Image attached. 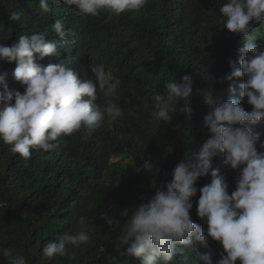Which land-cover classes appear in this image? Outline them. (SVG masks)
Returning <instances> with one entry per match:
<instances>
[{
	"label": "trees",
	"instance_id": "obj_1",
	"mask_svg": "<svg viewBox=\"0 0 264 264\" xmlns=\"http://www.w3.org/2000/svg\"><path fill=\"white\" fill-rule=\"evenodd\" d=\"M226 2L148 0L141 11L109 20L107 13L81 16L63 5L43 13L39 0H0V46L11 47L21 34H44L60 55L40 60L35 53L36 63L65 64L84 79L91 78L93 64H104L106 71L111 70L121 81L114 102L123 110L121 118L111 123L105 119L91 135L82 129L62 136L60 147L52 152L30 149L28 159L11 153L10 146L0 141V250L14 249L13 255L24 256L27 264H142L141 259L126 253V246L117 250L116 237L127 220L121 212L151 199L171 181L172 171L190 149H199L208 139L203 125L208 108L202 93L223 94L222 101L229 98L228 83L219 81L230 73L229 59L239 67L243 41L220 25L219 8ZM13 13H20L21 20H12ZM56 19H62L71 34L56 37L51 29ZM257 44L264 45V25L258 26ZM15 67V62L0 59V74L7 73L9 89L23 94L24 87L12 75ZM184 75L193 80L191 120L179 112V106L170 123L156 120L151 97L163 94L170 80L181 83ZM243 82V78L235 81L237 92ZM104 99L101 93L96 103ZM242 103L245 111L251 112L246 98ZM250 127L260 134L257 149L264 151L259 148L264 142V121ZM114 158L120 159L114 162ZM145 162L153 165L150 171L143 170ZM213 167L226 177L231 194L239 172L224 164L222 154L214 158ZM210 180L209 174L197 181L190 212L192 221L205 230L207 224L196 209L199 189ZM105 215L120 227L110 228L101 218ZM80 216L90 222L88 244L51 260L33 255L34 249L40 252L58 234L76 232ZM196 247L201 255H210L213 264L221 259L219 242L209 238L207 247ZM73 252L74 257L69 258ZM185 255L196 258L187 250ZM0 264H11V260L0 254ZM176 264H182L180 256Z\"/></svg>",
	"mask_w": 264,
	"mask_h": 264
},
{
	"label": "clouds",
	"instance_id": "obj_2",
	"mask_svg": "<svg viewBox=\"0 0 264 264\" xmlns=\"http://www.w3.org/2000/svg\"><path fill=\"white\" fill-rule=\"evenodd\" d=\"M148 0H39L38 8L51 13L53 6L74 8L81 16L98 17L102 13L120 16L126 12H139ZM221 22L230 33L240 36L243 47L239 67L229 59L230 73L219 82L228 83L230 94L226 101L222 95L213 96L210 91L202 93L208 112L203 125L209 137L197 150L190 152L171 173L172 179L154 196L142 200L134 209H124L121 216L126 223L116 237L117 250L142 260V264H213L208 254L201 255L196 245L207 247L209 238L219 242L223 251L217 264H264V151L257 149L261 137L250 126L264 121V45L257 44L258 26L264 25V0H227L219 8ZM11 19L21 20L20 13ZM219 25V26H220ZM62 19H56L51 29L56 37L65 38ZM39 59L58 57L59 51L44 34L18 35V43L0 46V59L15 62L14 80L24 87V92L10 90L6 83L7 73L0 74V141L9 145V151L28 159L30 149L52 152L60 147L59 138L71 136L82 129L86 135L95 133L105 119L117 121L123 110L114 102L121 81L104 64L91 66V78L65 64L42 66ZM243 78L238 85L236 80ZM182 82L170 80L164 85L163 94L151 97L153 117L166 124L173 115L183 112L190 121L193 80L184 75ZM104 102L96 103L99 94ZM112 97V99H108ZM252 106L245 111L243 101ZM183 101V106L180 101ZM14 101V103H13ZM147 106V105H146ZM264 149V142L259 143ZM223 155L224 164L238 171L235 190L229 194L226 177L213 160ZM130 165L134 166V163ZM153 165L145 162L143 170L150 171ZM137 171H140L138 169ZM211 176L210 183L199 189L197 216L207 224L205 230L190 217L192 198L197 195L195 187L202 177ZM107 225L119 226L109 217L102 216ZM89 220L80 216L78 230L58 234L45 244L40 255L46 260L69 256L70 249H79L91 240ZM195 253L185 255V251ZM14 249L5 248L0 254L11 264H27L22 255H13ZM75 253H72L74 257Z\"/></svg>",
	"mask_w": 264,
	"mask_h": 264
},
{
	"label": "rangeland",
	"instance_id": "obj_3",
	"mask_svg": "<svg viewBox=\"0 0 264 264\" xmlns=\"http://www.w3.org/2000/svg\"><path fill=\"white\" fill-rule=\"evenodd\" d=\"M119 159H120V158H114L112 161L115 162V161H118Z\"/></svg>",
	"mask_w": 264,
	"mask_h": 264
}]
</instances>
